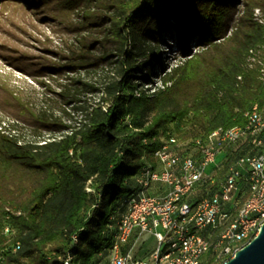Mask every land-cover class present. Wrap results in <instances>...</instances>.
I'll list each match as a JSON object with an SVG mask.
<instances>
[{
    "label": "trees",
    "instance_id": "16d2710c",
    "mask_svg": "<svg viewBox=\"0 0 264 264\" xmlns=\"http://www.w3.org/2000/svg\"><path fill=\"white\" fill-rule=\"evenodd\" d=\"M25 1L44 15L51 9L75 15V34L102 33L89 43L80 35L65 62L36 72L66 80L55 95L58 107L81 101L79 83L99 97L75 103L82 116L71 124L64 123L63 108L55 114L48 96L37 109L26 108L31 140L13 122L0 129V264H107L132 177L154 166L167 131L180 141L205 138L219 127H243L254 103L264 109V75L247 61L253 50L264 63V0ZM255 9L262 23L254 20ZM91 42L101 45L91 51ZM169 50L181 58L165 68ZM89 67L108 74L96 83L75 80ZM43 132L50 136L35 140ZM262 145L264 128L227 147L220 169L196 187L193 199L215 191L230 164ZM213 261L210 251L199 264Z\"/></svg>",
    "mask_w": 264,
    "mask_h": 264
},
{
    "label": "built area",
    "instance_id": "2783aa9c",
    "mask_svg": "<svg viewBox=\"0 0 264 264\" xmlns=\"http://www.w3.org/2000/svg\"><path fill=\"white\" fill-rule=\"evenodd\" d=\"M254 16L262 23L258 10ZM247 61L250 67L256 62L264 75L253 50ZM245 118L243 127H219L194 140L178 141L166 132L153 154L154 166L148 163L132 177L135 187L115 218L107 264H199L210 251L214 264H223L257 235L264 222V145L258 154L230 164L215 191L193 199L196 187L220 169L218 159L227 147L263 130L264 109L256 103ZM145 232L154 236L155 247L146 257H134V244Z\"/></svg>",
    "mask_w": 264,
    "mask_h": 264
},
{
    "label": "rangeland",
    "instance_id": "374dc122",
    "mask_svg": "<svg viewBox=\"0 0 264 264\" xmlns=\"http://www.w3.org/2000/svg\"><path fill=\"white\" fill-rule=\"evenodd\" d=\"M33 8L34 6L25 0H0V129L4 130L3 127L13 122L18 126L16 129L22 134V138L28 140L33 137L25 123L30 119L25 109L31 110L32 106L37 109L45 96L51 98L46 103L54 108L55 114H59V107L64 109L66 114L62 113V119L66 124H71L73 119L78 120L82 116L81 113L73 110L75 103L89 105L96 102L99 97L96 93L84 91V87L79 83L81 101L61 104L58 107L54 101L55 95L59 92V84H64L66 80L53 72H47L51 75L48 78L45 70V75L39 77L36 73L37 69L40 66L49 67L52 63L65 62L66 56L70 53L69 50L76 46V38L80 35L86 37L87 43L93 38L102 39L100 32L91 34L87 31L75 34L70 25L72 22H77L75 15L62 16L52 11L53 9L46 11L47 14L44 15L42 11ZM50 12L56 14L55 18L48 17ZM258 19L263 21L259 10ZM254 20L257 21L255 16ZM93 29L100 28L97 26ZM91 44V51L101 45L98 42H91ZM164 57L161 64L165 68L174 65L181 58L170 50ZM21 67L28 69V72L21 71ZM107 74L106 69L93 71V68L89 67L88 70H82L76 75L75 80L96 83L103 80ZM155 84L157 85L158 82L156 81ZM65 133L62 131L54 133L53 136L60 138ZM49 136L48 133L43 132L42 137H35V140H42ZM177 139L180 141L179 138ZM220 159L221 157L218 160ZM213 172L216 174L215 171ZM105 213L110 214L109 207L106 208ZM19 214V212L15 213V215ZM155 244L156 240L151 233H143L134 244L132 256L146 257Z\"/></svg>",
    "mask_w": 264,
    "mask_h": 264
},
{
    "label": "water",
    "instance_id": "95a60500",
    "mask_svg": "<svg viewBox=\"0 0 264 264\" xmlns=\"http://www.w3.org/2000/svg\"><path fill=\"white\" fill-rule=\"evenodd\" d=\"M223 264H264V222L257 235Z\"/></svg>",
    "mask_w": 264,
    "mask_h": 264
}]
</instances>
